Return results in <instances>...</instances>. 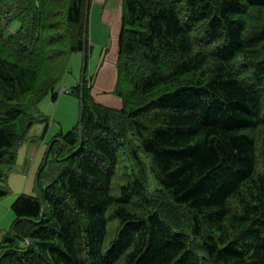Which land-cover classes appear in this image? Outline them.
Wrapping results in <instances>:
<instances>
[{"label": "trees", "instance_id": "trees-1", "mask_svg": "<svg viewBox=\"0 0 264 264\" xmlns=\"http://www.w3.org/2000/svg\"><path fill=\"white\" fill-rule=\"evenodd\" d=\"M87 13L0 0L1 184L86 44L89 63ZM117 69L119 109L94 99L88 68L71 89L83 122L13 203L0 264H264V0H124Z\"/></svg>", "mask_w": 264, "mask_h": 264}, {"label": "crops", "instance_id": "crops-1", "mask_svg": "<svg viewBox=\"0 0 264 264\" xmlns=\"http://www.w3.org/2000/svg\"><path fill=\"white\" fill-rule=\"evenodd\" d=\"M123 6L124 0H92L89 13V63H92V67L95 68L93 74L88 72L92 95L98 103L118 109L122 107V100L114 92L118 80L117 61L119 39L123 26ZM75 78L77 79V81L75 80L76 85L62 88L59 91L58 99L54 101L56 102L54 117L60 123L62 117L59 114V108L62 105L67 104L77 107L74 100L76 98L71 95V89L81 84L82 80L80 81L78 77ZM45 128L41 127L37 130L40 134L39 136L42 137L41 144H38L35 140L40 137H33L32 129L31 141L23 146L19 152V156L24 157V160L28 158L37 159L42 151L43 156H45L48 141L50 140V136L48 134L45 135ZM2 236L3 234H0V240H2Z\"/></svg>", "mask_w": 264, "mask_h": 264}, {"label": "rangeland", "instance_id": "rangeland-1", "mask_svg": "<svg viewBox=\"0 0 264 264\" xmlns=\"http://www.w3.org/2000/svg\"><path fill=\"white\" fill-rule=\"evenodd\" d=\"M20 27L19 22L13 23L9 29L7 30V35L14 34ZM97 59V58H96ZM83 63H84V55L83 54H76L72 58V62L70 65V70L65 75L63 80L58 85V92L62 88H68L70 86L76 85L77 79L75 77H78L80 81L82 80V71H83ZM93 64L89 63V74L94 73L95 68L92 67ZM76 80V81H75ZM72 95V94H71ZM73 96V95H72ZM74 98H76L74 96ZM77 99V98H76ZM74 99L77 107H73L70 105H62L59 108V114L62 117V121L56 119L54 117L55 114V107L56 102L53 101L52 97H48L45 99L38 108L34 110L35 115L37 116H44L49 124L48 129V136H50V140L48 141V147L53 138L58 134H67L69 131H71L77 123H79L81 118V106L80 101L77 99ZM72 100V99H70ZM152 114H146L143 115L140 120L143 122H151ZM45 124H37L35 127H33V137H40L39 133L37 132L38 128L45 127ZM41 131V130H40ZM42 137H40L37 141L38 144L42 143ZM48 147L46 151L48 150ZM20 152V151H19ZM45 156H43V151L41 152L40 156L37 159L34 158H28L24 160V157L19 156L18 157V163L16 168L11 172L9 175V178L7 180V183H0V190L6 189L9 193L8 195L4 197H0V234L4 235L11 229V224L14 221L15 213L12 210L13 203L18 199L20 195L23 193H26L31 196L38 195V189H37V173L39 171V168L44 160ZM129 165V162L124 156L120 153V163H119V171L120 173H123L126 171V167ZM119 180L121 179L120 175ZM151 181V189L152 191H155V183L152 176L150 177ZM117 181L116 183H118ZM115 222L114 218H111V214L109 213V238H112L114 235L115 230ZM6 228V230H5ZM3 237V236H2ZM1 241V240H0Z\"/></svg>", "mask_w": 264, "mask_h": 264}, {"label": "water", "instance_id": "water-1", "mask_svg": "<svg viewBox=\"0 0 264 264\" xmlns=\"http://www.w3.org/2000/svg\"><path fill=\"white\" fill-rule=\"evenodd\" d=\"M90 2L88 0V13H87V21H89V13H90ZM88 68V45H85L84 48V63H83V73H82V82H81V86H82V92L84 91V85H85V80H86V71ZM84 96V94L82 93V97ZM84 112H85V108H84V104L83 102H81V118L80 121L81 123L83 122V117H84ZM81 135H82V139L84 136V130L81 128Z\"/></svg>", "mask_w": 264, "mask_h": 264}]
</instances>
